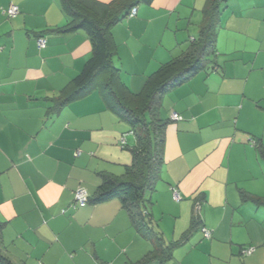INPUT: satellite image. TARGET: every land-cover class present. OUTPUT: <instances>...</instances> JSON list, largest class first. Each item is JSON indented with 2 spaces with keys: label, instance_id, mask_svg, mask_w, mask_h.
<instances>
[{
  "label": "crops",
  "instance_id": "crops-1",
  "mask_svg": "<svg viewBox=\"0 0 264 264\" xmlns=\"http://www.w3.org/2000/svg\"><path fill=\"white\" fill-rule=\"evenodd\" d=\"M209 1L141 3L113 27L114 63L132 91L187 49L180 37L200 32ZM12 4L15 17L5 12ZM69 22L62 0H0L1 253L14 264H140L157 249L145 264H162L165 222L176 240L178 224L191 229L196 216L215 258L227 251L231 259L243 255V264L263 262L264 204L242 193L264 201V0H219L216 69L162 97L158 114L168 123L161 184L143 203L148 236L120 198L71 207L78 188L93 196L103 174L121 177L132 153L119 143L129 125L99 91L54 110L92 49L84 30H61ZM175 112L181 120L171 118Z\"/></svg>",
  "mask_w": 264,
  "mask_h": 264
},
{
  "label": "trees",
  "instance_id": "trees-1",
  "mask_svg": "<svg viewBox=\"0 0 264 264\" xmlns=\"http://www.w3.org/2000/svg\"><path fill=\"white\" fill-rule=\"evenodd\" d=\"M152 1L62 0L63 8L70 16V22L61 30L64 32L84 30L89 35L92 49L84 67L70 81L68 89L63 91L54 108L56 111L60 110L62 106L97 90L101 93L107 109L129 125V130L121 135L119 143L131 151V164L126 166L121 177L103 174L94 195L89 194L88 203L120 198L138 231L147 236L151 228H148L146 223L148 215L143 210V203L146 193L154 191L158 181L162 179L164 162L165 129L168 119L158 114L161 100L169 89L186 81L200 70L216 69L214 55L219 16V0H210L209 6L203 11L206 24L201 27L198 37L192 39L187 49L179 56L162 63L147 77L142 89L134 92L121 79L120 68L114 63L117 47L112 30L125 18L133 17L130 16L133 8L140 3ZM9 7L5 10L7 14ZM130 135L135 138L132 145L127 142ZM262 152L264 154V151ZM242 198L264 204V201L253 198L249 193L243 192ZM199 224L200 219L194 216L192 226ZM2 226L3 223L0 222V233ZM152 230L161 240L159 233ZM160 244L163 248L164 264L165 261L172 259L171 253L176 243L164 244L162 241ZM156 257L157 249L151 251L148 257L139 263H148L147 259ZM0 264H14L1 253V249Z\"/></svg>",
  "mask_w": 264,
  "mask_h": 264
},
{
  "label": "rangeland",
  "instance_id": "rangeland-1",
  "mask_svg": "<svg viewBox=\"0 0 264 264\" xmlns=\"http://www.w3.org/2000/svg\"><path fill=\"white\" fill-rule=\"evenodd\" d=\"M127 19L128 18H126L124 20H127ZM124 20H122V21H124ZM195 26L196 25H194L193 27L195 28ZM194 28H192V30H194ZM198 34H199L198 31L196 33L194 31L191 33L190 32L189 33L188 32L183 33L180 37L181 41H179V45H178L179 48H184V49L187 48V45H189L191 42V37L192 36L198 37ZM162 41H163V36H162ZM182 45L184 47H182ZM162 46H163V44H162ZM163 48H165V47L163 46ZM168 52L170 53L171 51H168ZM171 54H173L175 57L180 55L179 51H176V53H171ZM117 57H118V53L116 55V60H117ZM158 184H161V182H159ZM150 193L151 192L148 191L146 193V197H148V195H150ZM165 224H166L165 226H166V228H168V232H169V234H167L168 244L172 243L173 241L178 240V244L174 245V248H173L174 250H172L173 258H172L170 264H213L216 262V260H219L221 262V264L222 263H225V264H243L244 256L242 255V257H241V255H239V253H236V254H238V255H235L237 258H233V259H231L229 257V255H228L229 252H227V251H226V253H222V255L219 256L218 258H215L214 257L215 255H213L209 249L210 240H207L204 236H202L201 231L198 228L199 226L194 225V227H193L190 224V226L192 228L186 229L185 225L179 223L178 228H176L177 231H176L175 237L177 239L173 240V238H172L173 228L170 226V223L165 222ZM197 228H198V230H197ZM244 236H245L244 234L241 235V237H244ZM248 248L251 249L252 247H248ZM243 253H244V251H243ZM223 256H224V258H223ZM248 258L249 257H246V259H248ZM172 262H174V263H172ZM248 264H264V260H263V262L258 263L257 261L254 260V258H252Z\"/></svg>",
  "mask_w": 264,
  "mask_h": 264
},
{
  "label": "built area",
  "instance_id": "built-area-1",
  "mask_svg": "<svg viewBox=\"0 0 264 264\" xmlns=\"http://www.w3.org/2000/svg\"><path fill=\"white\" fill-rule=\"evenodd\" d=\"M18 13H19V7L15 4L10 5V7L8 9V16L9 17H15ZM136 13H137V7L133 8L131 10L130 16H135ZM38 40H39L38 42H39L40 47L46 46V39L45 38L40 37ZM171 118L173 120H181L182 116L175 112L172 114ZM174 198L176 200L180 199L178 192H175ZM88 200H89V192L84 188H78L75 192V199H74V202L72 204V207L73 208L83 207V206L87 205ZM202 232L206 237L212 236V231L206 227H202ZM252 251H253L252 248L251 249L248 248V249L244 250V253L250 254Z\"/></svg>",
  "mask_w": 264,
  "mask_h": 264
}]
</instances>
